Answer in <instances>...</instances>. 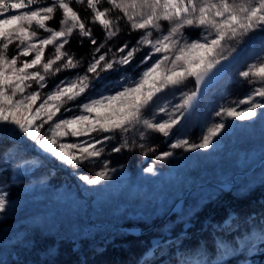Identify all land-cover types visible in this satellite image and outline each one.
Listing matches in <instances>:
<instances>
[{
    "label": "snow or ice",
    "instance_id": "obj_1",
    "mask_svg": "<svg viewBox=\"0 0 264 264\" xmlns=\"http://www.w3.org/2000/svg\"><path fill=\"white\" fill-rule=\"evenodd\" d=\"M73 4L87 15L82 17ZM58 12V27L49 26ZM91 25L100 27L101 40ZM125 27L127 35L139 33L135 41L112 44ZM188 30L199 31L190 35ZM74 33L81 46L85 39L90 46L87 62L65 47ZM257 42L260 50L238 75L258 86L220 106L214 112L219 119L206 125L197 141L185 137L169 143L172 150L155 155L143 169L153 176L155 162L173 157L175 149H213L217 138L234 126L229 121L264 122V0H0V142L31 141L72 169L99 162V170L91 175L74 173L84 185L99 186L117 171L102 159L109 145L112 153L136 147L144 156L155 153L157 146L145 143L150 134L165 140L178 135L198 109L204 89ZM10 45H15L13 54ZM139 53L143 54L137 59ZM60 73L69 74L54 80ZM189 82L195 87L185 90ZM117 137L119 142L112 143ZM226 187L222 184L221 190ZM9 210L8 194L0 193V214ZM178 219L186 234L190 220ZM244 222L250 227L243 234L217 242L219 259L199 264H227L225 258L262 250L264 222L257 225L252 216ZM175 227V221L161 225L138 264H155L165 254V245L179 252V237L171 235ZM177 261L191 264L178 256Z\"/></svg>",
    "mask_w": 264,
    "mask_h": 264
},
{
    "label": "rangeland",
    "instance_id": "obj_2",
    "mask_svg": "<svg viewBox=\"0 0 264 264\" xmlns=\"http://www.w3.org/2000/svg\"><path fill=\"white\" fill-rule=\"evenodd\" d=\"M198 31L188 30V34L195 35ZM126 33L125 27L112 44L119 46L124 40L134 42L139 35ZM40 34L46 35L42 30ZM65 47L75 52L77 58L82 56L71 46ZM14 49L15 45H10L9 54H13ZM259 50L257 42L254 49H249L239 63L217 80L226 82L218 95L215 93L217 82L210 92H204L198 109L178 135L165 140L159 134H150L145 143L157 146L155 153L144 156V150L139 147L112 153L109 145L102 159L107 158L109 167L117 171L111 181L102 182L99 186H86L74 174L91 175L99 170V162L72 169L33 147L31 141L0 142V193H7L10 201V210L0 214V261L3 264H61L63 260H67L63 264H138L149 242L159 235L161 225L168 221L176 222L171 235L179 237L175 239L179 252L175 247L170 249L165 245V254L159 255L155 264H178L177 256L191 264L219 259L217 242L221 239L231 241L243 234L250 227L244 218L254 217L257 225L264 222V184L261 183L264 162L249 175H237L227 188L230 194L241 200L239 206L222 210L215 217L205 216V208L220 196L222 190L221 185L211 180L226 181L233 171L248 169L259 158L264 152V122L260 119L229 121L234 126L218 137L216 146L208 152L190 153L175 149L173 157L155 162V176L144 173L143 169L154 162L155 155L172 150L168 145L175 139L186 137L197 141L202 129L219 119L214 112L220 106L230 105L232 101L243 98L252 87L258 86L250 85L238 73ZM142 54L139 53L137 59ZM68 74L60 73L53 79L59 80ZM52 84L50 81L49 88ZM194 86V82H189L185 90ZM66 140L73 142V138ZM118 142L119 137L112 143ZM197 184L200 185L177 201L187 188ZM178 216L184 221L190 220L186 234H182L184 230ZM230 216L233 219L226 224ZM236 216L240 219H235ZM129 219L134 222H127ZM120 224L150 227L135 234L132 232H136L135 228L128 230L119 227ZM129 232L136 237L124 240ZM120 241H126L125 247L131 251L117 259L109 250L112 244ZM74 245L80 248L70 255ZM255 253L235 256L241 257L245 264L246 259L251 262ZM53 254H56V261L49 258ZM231 258L225 259L228 262Z\"/></svg>",
    "mask_w": 264,
    "mask_h": 264
},
{
    "label": "trees",
    "instance_id": "obj_3",
    "mask_svg": "<svg viewBox=\"0 0 264 264\" xmlns=\"http://www.w3.org/2000/svg\"><path fill=\"white\" fill-rule=\"evenodd\" d=\"M73 7H75L78 11H80L81 16H86L87 13L83 10V8L79 5H75L73 4ZM60 18V14L59 12L56 15V18L52 21H49L48 24L49 26H53V27H58V21ZM123 23V22H122ZM91 27L93 28V33L96 36L97 40H101L103 38V32L101 31L100 27L98 25H91ZM79 37L74 33L73 34V38L71 40L70 45L67 46H71L75 51L79 52L80 54H82V56H84L85 62H87V59L90 58V46L87 42V40L85 39L83 46L80 45L79 41ZM217 91L215 92L216 95L217 92L222 89L223 85H226V82L224 83L223 81H219L217 82ZM211 89V88H210ZM208 89L207 91L210 92L211 90ZM220 196H218L216 198V200L214 202H209V205H206L205 208V216L207 217H215L219 212H221L222 210L225 211L228 209H230L232 206L233 207H238L239 203H240V199L237 198L236 196H234L233 194H230L229 189H224L221 191V194H219ZM127 222H134L133 220L129 219L127 220ZM136 236L133 235L131 232L126 234V238L124 240H130V239H134ZM126 241H120L116 244H112V246L110 247L109 252L114 255L115 257H117V259H119L122 256H126L130 253V249L128 247H125V243ZM124 246V248H123ZM80 247H77L76 245H74V247H72V254L73 255L76 250H79ZM262 250H259L257 253H255L252 258H251V262L249 264H264V246L261 248ZM129 252V253H128ZM57 254V252H56ZM56 254L51 255L49 258H51V261H56ZM113 257V258H115ZM65 261L67 260H63V263H65ZM59 264V263H57ZM227 264H244L241 257H237V256H232V258L230 259V261L227 262Z\"/></svg>",
    "mask_w": 264,
    "mask_h": 264
},
{
    "label": "water",
    "instance_id": "obj_4",
    "mask_svg": "<svg viewBox=\"0 0 264 264\" xmlns=\"http://www.w3.org/2000/svg\"><path fill=\"white\" fill-rule=\"evenodd\" d=\"M221 78V77H220ZM219 78V79H220ZM218 79V80H219ZM195 87V86H194ZM209 88H205L204 89V92H206L207 90H208ZM264 162V152L259 156V158L250 166V167H248V169H240V170H235V171H233V173L231 174V176H230V179H228V180H226V181H218V180H211V182H213V183H217V184H219V185H222V184H226L227 185V187H229V186H231L232 184H233V181H234V179L237 177V175H239V174H242V175H249V173H251V172H254V170L257 168V167H259L260 166V164L261 163H263ZM200 184H197V185H193L192 187H189V188H187L180 196H178L179 198L177 199V201L179 202V201H181L184 197H185V195L193 188V187H197V186H199ZM226 187V188H227ZM177 204V203H176ZM172 209V208H171ZM119 227H123V228H126V229H128V230H132V229H130L131 227H133V228H135L136 229V232L135 231H132L133 233H135V234H138V233H142V232H145L146 230H149V227H150V225L148 226V227H141V225H136V224H129V225H126V224H120V225H118Z\"/></svg>",
    "mask_w": 264,
    "mask_h": 264
},
{
    "label": "bare ground",
    "instance_id": "obj_5",
    "mask_svg": "<svg viewBox=\"0 0 264 264\" xmlns=\"http://www.w3.org/2000/svg\"><path fill=\"white\" fill-rule=\"evenodd\" d=\"M262 164V163H261ZM175 208V207H174ZM178 209V208H177ZM239 217V216H238ZM144 247H146V246H144ZM188 248V247H187ZM143 250H144V248H143ZM199 251V250H198ZM203 252V251H202ZM170 259V258H169ZM194 259V258H193ZM114 260V259H113ZM164 262V261H163ZM194 262V261H193ZM116 263V262H115ZM108 264V263H107ZM197 264V263H196Z\"/></svg>",
    "mask_w": 264,
    "mask_h": 264
}]
</instances>
